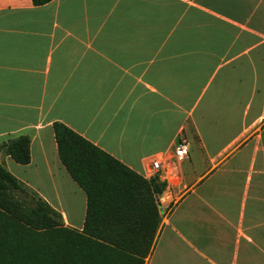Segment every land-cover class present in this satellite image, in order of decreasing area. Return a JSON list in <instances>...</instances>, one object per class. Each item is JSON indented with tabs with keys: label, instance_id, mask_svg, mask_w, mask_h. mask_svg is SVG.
Listing matches in <instances>:
<instances>
[{
	"label": "crops",
	"instance_id": "obj_1",
	"mask_svg": "<svg viewBox=\"0 0 264 264\" xmlns=\"http://www.w3.org/2000/svg\"><path fill=\"white\" fill-rule=\"evenodd\" d=\"M55 123L143 178L188 138L146 264H264V0H0V163L82 231Z\"/></svg>",
	"mask_w": 264,
	"mask_h": 264
},
{
	"label": "trees",
	"instance_id": "obj_2",
	"mask_svg": "<svg viewBox=\"0 0 264 264\" xmlns=\"http://www.w3.org/2000/svg\"><path fill=\"white\" fill-rule=\"evenodd\" d=\"M53 129L60 160L87 197L84 228L66 226L0 163V264H146L162 224L157 197L165 184L147 181L64 124ZM30 147L22 136L0 152L28 165Z\"/></svg>",
	"mask_w": 264,
	"mask_h": 264
},
{
	"label": "built area",
	"instance_id": "obj_3",
	"mask_svg": "<svg viewBox=\"0 0 264 264\" xmlns=\"http://www.w3.org/2000/svg\"><path fill=\"white\" fill-rule=\"evenodd\" d=\"M189 156V141L185 135H181L175 147L163 154L147 159L144 166V178L152 180L158 177L165 184V191L159 195V204H164L170 201V191L179 184V171L181 163ZM171 206L167 208L163 214L167 215ZM166 210V209H165Z\"/></svg>",
	"mask_w": 264,
	"mask_h": 264
},
{
	"label": "rangeland",
	"instance_id": "obj_4",
	"mask_svg": "<svg viewBox=\"0 0 264 264\" xmlns=\"http://www.w3.org/2000/svg\"><path fill=\"white\" fill-rule=\"evenodd\" d=\"M34 193V192H33ZM36 194V193H35ZM37 195V194H36Z\"/></svg>",
	"mask_w": 264,
	"mask_h": 264
}]
</instances>
